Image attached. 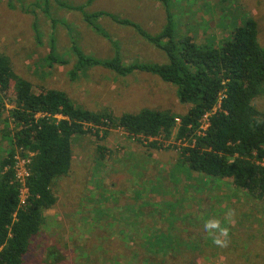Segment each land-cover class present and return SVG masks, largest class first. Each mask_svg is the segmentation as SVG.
Here are the masks:
<instances>
[{
  "label": "rangeland",
  "instance_id": "obj_1",
  "mask_svg": "<svg viewBox=\"0 0 264 264\" xmlns=\"http://www.w3.org/2000/svg\"><path fill=\"white\" fill-rule=\"evenodd\" d=\"M162 1L0 0V53L9 57L18 75L32 81L36 92L63 90L82 109L111 111L114 119L145 108L184 115L192 103L178 100L175 85L153 74L121 75L93 61L112 55L109 41L114 39L128 61L167 62L164 51L133 30L137 22L147 33L158 34L169 20L167 8L177 38L193 35L196 28V42L211 41L210 34H215L219 43L231 35L236 22L253 18L264 47V0H169L166 7ZM108 13L133 24L118 22ZM72 25L75 37L69 33ZM36 31H41L39 40ZM53 39L55 53L68 59L67 64L46 62ZM81 54L90 58L91 67L75 77L70 71ZM253 103L264 113V85ZM2 107L0 162L11 146L7 133L13 127L6 125L12 108L8 98ZM116 127L107 140L93 132L74 136L72 167L52 183L56 204L44 211L45 221L24 264H264V200L235 186L232 178L190 173L181 156L188 141H180L176 129L170 138L156 137L162 146L150 151L149 142ZM100 143L119 148L100 151ZM33 154L17 156L27 159ZM19 172L24 182V168ZM22 194L25 198L27 189ZM175 199L176 204H170ZM25 203L20 207H27ZM228 210L234 211L229 243L220 248L203 224L208 218L223 223ZM178 227L185 238L180 239ZM162 230L168 255L148 252L150 241L142 233ZM184 248L196 255L183 253Z\"/></svg>",
  "mask_w": 264,
  "mask_h": 264
},
{
  "label": "trees",
  "instance_id": "obj_2",
  "mask_svg": "<svg viewBox=\"0 0 264 264\" xmlns=\"http://www.w3.org/2000/svg\"><path fill=\"white\" fill-rule=\"evenodd\" d=\"M162 2L165 7L169 4V0ZM108 14L118 22L129 23ZM167 15L169 20L156 35L134 24L141 35L166 53L167 62L128 61L114 39L109 41L113 56L93 62L121 75L153 74L175 85L178 100L192 103L184 115L145 108L114 119L111 111L96 113L82 109L63 90L47 88L36 92L32 81L18 75L9 57L0 53V108L8 98L12 108L8 110L6 125L13 124L11 134L7 133L11 146L0 162V264H24L45 221L44 211L56 204L52 183L68 174L72 167L74 136L88 134L95 126L98 133V127L108 125L106 120H112V126L122 127L130 134L142 133L147 137L170 138L176 129V137L188 141L181 148V156L190 173L232 178L235 186L264 200V113L253 103L264 85V47L258 40L257 21L247 18L242 24L236 22L231 35L219 43L214 40L215 34H210L211 41L199 43L195 41L196 28L192 29L193 35L177 38L168 8ZM91 17L94 15L86 18L91 21ZM69 33L77 36L75 28ZM36 34L39 40L41 31ZM53 44L54 39L52 51L45 58L48 65L67 64L69 60L55 53ZM90 63V58L81 54L70 74L80 76L91 67ZM177 118H181L180 123ZM159 142L155 138L149 147L159 148L162 146ZM30 152L34 153L29 164L30 176L22 184L17 179L16 155L28 156ZM177 199L170 204L175 205ZM23 201L28 204L25 208L20 207ZM175 230L180 239L185 238L181 227ZM165 231L143 233L144 239L150 241L148 252L166 250ZM195 244L197 249L201 248ZM181 251L196 255L192 249Z\"/></svg>",
  "mask_w": 264,
  "mask_h": 264
},
{
  "label": "clouds",
  "instance_id": "obj_3",
  "mask_svg": "<svg viewBox=\"0 0 264 264\" xmlns=\"http://www.w3.org/2000/svg\"><path fill=\"white\" fill-rule=\"evenodd\" d=\"M129 135L134 136V138H136V137L139 138L138 140H140V141H142V140L139 137V135L147 136V135L142 134V133H140V134H130L129 133ZM233 217H234V211L228 210L224 216V222L223 223H222L221 219H218V218H208V219L204 220V224H203L204 231L212 238V243L214 245H216L217 247L225 248L228 246L229 235H230V228L228 225H230L232 223Z\"/></svg>",
  "mask_w": 264,
  "mask_h": 264
},
{
  "label": "built area",
  "instance_id": "obj_4",
  "mask_svg": "<svg viewBox=\"0 0 264 264\" xmlns=\"http://www.w3.org/2000/svg\"><path fill=\"white\" fill-rule=\"evenodd\" d=\"M207 118V115L205 116ZM177 122H180V118H177ZM118 128H121V127H118ZM139 137L141 138L142 141L144 142H150L152 140H154L156 137H153V136H150V137H147V136H144V135H139ZM180 141L181 140H184L183 138L182 139H179ZM181 144V143H180ZM31 158H28L27 159H20L17 155H16V168H17V179L19 180V177H20V167H23L24 170H25V181L22 182L20 180V182H22V184H26V179L30 176V167H29V164H31Z\"/></svg>",
  "mask_w": 264,
  "mask_h": 264
},
{
  "label": "flooded vegetation",
  "instance_id": "obj_5",
  "mask_svg": "<svg viewBox=\"0 0 264 264\" xmlns=\"http://www.w3.org/2000/svg\"><path fill=\"white\" fill-rule=\"evenodd\" d=\"M106 122L108 123L107 126L98 127V128H100V131H99L100 133L99 132L97 133L94 130L92 131L94 133V135L97 134L98 139L102 140L103 136L105 134H110L115 129V127L111 125L113 123L112 120H110V121L106 120ZM95 127H97V126H95ZM97 148L100 149V150L116 151V149L119 148V146L117 144L107 145V144H104V143H100V144H98Z\"/></svg>",
  "mask_w": 264,
  "mask_h": 264
},
{
  "label": "crops",
  "instance_id": "obj_6",
  "mask_svg": "<svg viewBox=\"0 0 264 264\" xmlns=\"http://www.w3.org/2000/svg\"><path fill=\"white\" fill-rule=\"evenodd\" d=\"M130 23H132V22H130ZM130 23H128V24L130 25ZM135 24H136V25H139L140 27H142V25L138 24L137 22H135ZM142 28H143V27H142ZM133 30H134L135 32L139 33L136 27H135ZM139 34H140V33H139ZM140 35H141V34H140ZM116 41H117V40H116ZM112 50H114V49L112 48ZM112 52H113V51H112ZM110 56H113V53H112V55H110ZM110 56H109V57H110ZM109 57H108V58H109ZM81 74H82V73H81ZM109 135H110V134H105V135L103 136V139H106V140H107V138H108ZM137 147H138V146L135 145V146H134V149H136ZM147 147H149V146H147ZM147 147H145V148H144V147H141V148H142V149H146ZM99 150H100V149H99ZM152 150H153V148L150 147V151H152ZM100 151H103V150H100ZM124 232H126V231H124ZM124 232H123V233H124ZM142 234H143V233H142Z\"/></svg>",
  "mask_w": 264,
  "mask_h": 264
},
{
  "label": "bare ground",
  "instance_id": "obj_7",
  "mask_svg": "<svg viewBox=\"0 0 264 264\" xmlns=\"http://www.w3.org/2000/svg\"><path fill=\"white\" fill-rule=\"evenodd\" d=\"M23 168V167H22ZM23 175H25V174H23Z\"/></svg>",
  "mask_w": 264,
  "mask_h": 264
}]
</instances>
